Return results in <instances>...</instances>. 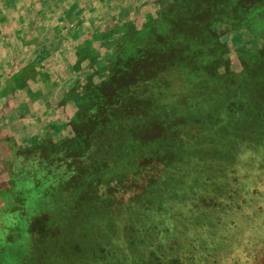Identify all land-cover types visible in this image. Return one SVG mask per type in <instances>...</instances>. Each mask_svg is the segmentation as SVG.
I'll list each match as a JSON object with an SVG mask.
<instances>
[{"label":"rangeland","instance_id":"rangeland-1","mask_svg":"<svg viewBox=\"0 0 264 264\" xmlns=\"http://www.w3.org/2000/svg\"><path fill=\"white\" fill-rule=\"evenodd\" d=\"M0 264H264V0H0Z\"/></svg>","mask_w":264,"mask_h":264}]
</instances>
